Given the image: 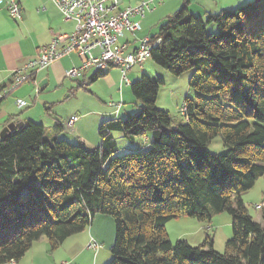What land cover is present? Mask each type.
Masks as SVG:
<instances>
[{"label":"trees","instance_id":"obj_1","mask_svg":"<svg viewBox=\"0 0 264 264\" xmlns=\"http://www.w3.org/2000/svg\"><path fill=\"white\" fill-rule=\"evenodd\" d=\"M205 19L185 1L150 36L160 38L152 62L175 76L192 72L182 122L155 105L163 81L142 73L129 85L139 111L101 122L93 150L48 137L32 120L0 139V264L19 261L41 238L55 249L96 213L114 220L105 264H264V227L241 197L264 175V0ZM113 133L148 146L118 153ZM216 136L225 150L212 154ZM222 211L232 230L222 252L209 234L197 246L168 238L172 218L209 221Z\"/></svg>","mask_w":264,"mask_h":264},{"label":"rangeland","instance_id":"obj_2","mask_svg":"<svg viewBox=\"0 0 264 264\" xmlns=\"http://www.w3.org/2000/svg\"><path fill=\"white\" fill-rule=\"evenodd\" d=\"M227 1L236 2L231 7V9H234L252 0H191L192 4L188 6V10L195 8L200 9L199 12L203 10V12H206V15L214 14L217 12L212 10H217L219 4L227 3ZM136 2H132L131 4H135ZM183 2L185 0H182ZM156 5L159 4L156 3ZM207 8L210 11L205 10ZM203 12H201L202 15H204ZM149 15L147 14V17L144 18L145 21ZM201 17L203 21L206 20L205 17ZM159 25L160 23L151 27V35L158 34ZM208 26L209 29L207 28V30L209 31L214 27L213 24H208ZM129 37L131 35L127 33L123 38L119 37L117 44H123ZM65 60L63 59L60 62L63 63ZM58 64H55V68H57ZM58 68L60 67L58 66ZM61 70V74L57 72V76H53L52 80L46 82L41 91L36 86L24 98L26 101L30 99L27 107L19 108L15 103V98L11 97L13 107L18 114L29 110L33 121L42 122L46 128H52L60 119H67L77 114L76 116L79 117L78 120L83 121L86 126L90 125L91 133L96 132L98 135V126L103 116L99 113L98 109L110 107L108 106L109 101H120V91L118 90L120 80L119 69L117 67H111L107 69L109 71L105 75L99 76L96 80L85 86L77 85V81H83L81 76L70 79L65 76L64 67ZM93 71L94 69L91 68L86 72L85 81H89L88 79ZM142 73H146L154 79L159 78L163 81L158 89L155 105L160 109L167 110L176 122H182L183 116L180 108L183 105L184 99L185 97L193 98L195 95L194 90L188 84L192 72L189 70L179 76H175L167 69L154 64L148 57L143 63L142 69L134 66L129 70L127 77L130 81H134ZM121 96L123 108L119 116L122 117L126 113L137 114L139 111V102L134 98L129 84L123 86ZM48 106H50L49 109L46 108ZM79 124L81 128L82 123L80 122ZM46 133H49L48 130H46ZM113 136L118 147L123 148V146L137 144L140 146L142 143L143 145L145 144V141L142 139H139L137 143L130 144L119 133H113ZM206 150L212 154H217L225 150L221 137L216 136L206 146ZM241 197L247 205L249 214L264 227V219L261 217V212L264 208V175L259 177L250 189L243 191ZM259 204L260 207L256 208L255 205ZM166 232L172 243L178 239H184L190 245L194 246L201 244L206 234H209L213 239V248L218 252H222L225 242L232 235L231 217L226 211L212 214L209 221H200L194 217L180 215L167 222ZM43 239L42 242L36 241L33 243L31 250L29 249L30 251H27L26 257L22 260L23 264H30L33 260L32 253L35 249H39L42 252V255L38 257L43 264H105L110 260V248L115 240L114 220L110 214L96 213L85 230L67 237L55 249H51L47 239ZM92 239L93 243L98 245L95 249L88 245ZM34 259H36V255Z\"/></svg>","mask_w":264,"mask_h":264},{"label":"crops","instance_id":"obj_3","mask_svg":"<svg viewBox=\"0 0 264 264\" xmlns=\"http://www.w3.org/2000/svg\"><path fill=\"white\" fill-rule=\"evenodd\" d=\"M18 1L22 9V18L20 20H15L7 13L5 9L0 7V87L8 82L10 75L14 71L24 69L25 65L29 61L35 59L37 57L39 47L47 45L51 41L54 34L71 32L75 26L73 20L70 19L66 20L63 18L60 10L57 8V6L54 4L52 0H18ZM136 1L137 0H120L119 9L124 8L127 5H132L131 3ZM185 1L187 2V9H188V6L192 4L191 0H185ZM181 3L182 0H161V2L158 3L159 5H155L154 8L147 13L150 14L148 19L146 21L144 19L145 17H147L146 14L140 20V30L136 33V35L127 38L130 47L132 48L136 47V45L138 44L137 40L139 38L146 35L152 36L150 32L151 27L154 26L155 24L158 23L161 24L162 22H164V20L170 14H172L181 7ZM227 3L219 4L217 10H212V11L219 12L222 9H231V7H233L236 4L235 1H231V2L227 1ZM183 4L184 2L182 3V5ZM205 10H208V8ZM199 11L200 9H195V8L193 10L192 9L188 10V12L193 15L196 14L197 16L200 15V17L201 16L206 17L205 14L206 12H203V10H201V12H203L204 14L202 15L201 12ZM63 59L66 60L63 63L60 62ZM56 63H59L57 65V68H55ZM80 63H81V59L78 57V55H76L74 52H71L61 57L60 59L52 62L48 67L36 72L34 85L37 86L38 82L44 81L42 86L38 87V90L41 91V89L45 86L46 82L52 80L53 76L54 77L55 75L57 76V72L61 74L62 67H64L65 69L64 71L66 72L68 69L72 67L79 66ZM58 66L60 68H58ZM86 72H84L83 75L81 76L82 77L81 79L83 81H77L78 86H85L88 85L90 82L94 81V80L91 81L90 78L88 79L89 81H85ZM131 82L132 81L129 80V83L126 84V83H121L119 80L118 90L120 91V101H113V100L109 101L108 106L110 107L106 109L104 108L98 109L99 113L103 115L101 122L114 118L116 116L120 117L119 114L121 109L123 108L122 107L123 102L121 101L122 99L121 89L123 88L124 85H128V84L130 85ZM7 93H8L7 91L5 92H3V90L0 91V95L4 94L3 98L0 99V132L1 129L10 122L25 123L28 120L33 121V118H31V113L29 110L24 111L22 114H18L16 112L15 108L12 105V100L10 99L11 97ZM29 100L30 99H28V101L25 100L26 107L28 106ZM117 102H120L121 106L117 114H115L114 104H116ZM127 114L130 113H126L124 116H122V118L125 117ZM106 115L108 116L106 117ZM76 117L77 120L73 123L71 127L64 124V122L70 117L69 118L66 117L67 119H60V120L58 119L59 121H57L56 123L60 124L59 129L55 128L56 123L54 124V126H52V128L51 127L46 128L45 125L43 124L45 127V132L46 130H48L49 132L48 137L65 139L69 142L80 144L81 146H83L85 149L88 150H93L97 148L100 143L99 135H97L96 132L91 133L90 125L86 126L83 123V121L78 120L79 118L78 116ZM80 122L82 123L81 128L79 124ZM137 140L134 141V143H137L138 142ZM115 143L117 145L116 140ZM134 143H130V144H134ZM147 146L148 143L146 142L144 145L142 143L140 144V146L137 144V145L123 146V148L118 147L117 145V148L119 153L131 149H138V148L144 149ZM42 240L44 239L41 238L38 241L42 242ZM34 252L32 253L33 260L30 262V264L31 263L43 264L41 263L38 257L42 255V252L39 249H35ZM27 253L28 252H26L19 261L17 262L11 261L9 263L23 264L22 260H24ZM35 255H36V259H34Z\"/></svg>","mask_w":264,"mask_h":264},{"label":"built area","instance_id":"obj_4","mask_svg":"<svg viewBox=\"0 0 264 264\" xmlns=\"http://www.w3.org/2000/svg\"><path fill=\"white\" fill-rule=\"evenodd\" d=\"M52 1L64 19L74 21V29L68 33L54 34L47 45L39 47L35 59L29 61L24 69L14 71L10 75L12 81L3 92L15 90L28 82L36 72L71 52L78 55L81 63L68 69L65 72L66 77L70 79L80 77L91 68L94 71H102L108 67H117L120 72V82L127 84L129 70L134 66L141 69L150 55V49L160 42V38L152 40L146 35L137 40L138 44L134 48L130 47L128 39L121 45L117 44L118 38H123L126 33L135 36L140 30V20L161 0H139L121 9H119L120 0ZM0 7L15 20L22 18V9L18 0H0ZM15 103L19 108L26 105V101L22 98H16ZM114 105L117 114L121 103L117 102ZM180 111L184 114V105L181 106ZM76 120L77 117L73 115L64 124L72 126ZM255 207L259 208L260 204ZM88 245L94 249L98 247L93 243V239Z\"/></svg>","mask_w":264,"mask_h":264},{"label":"water","instance_id":"obj_5","mask_svg":"<svg viewBox=\"0 0 264 264\" xmlns=\"http://www.w3.org/2000/svg\"><path fill=\"white\" fill-rule=\"evenodd\" d=\"M35 81V75L32 76V78L30 80H28V82L22 84L21 86H19L18 88H16L13 91H7L8 95L10 97H14V98H22L24 99L29 93H31V91L36 87V85H34ZM44 81H41L37 84V87L42 86ZM23 126V122H10L7 125H5L0 132V139H3L5 137H7L9 134H11L14 130L19 129Z\"/></svg>","mask_w":264,"mask_h":264}]
</instances>
